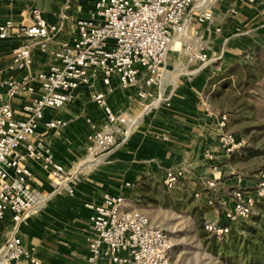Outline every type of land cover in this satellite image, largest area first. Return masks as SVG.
I'll list each match as a JSON object with an SVG mask.
<instances>
[{"label":"built area","instance_id":"2783aa9c","mask_svg":"<svg viewBox=\"0 0 264 264\" xmlns=\"http://www.w3.org/2000/svg\"><path fill=\"white\" fill-rule=\"evenodd\" d=\"M92 3L85 17L75 19L74 31L53 48V36L69 17L70 2L63 5L59 21H47L35 5L30 10L29 23L18 25L10 19L0 23V40L26 36L32 41L12 50L10 68L26 69L21 79L0 76V221L9 215L12 223L9 235L0 244V264L21 260L44 264L17 235L20 224L38 213L48 199L30 188L34 174L23 160L38 163L57 190L62 187L72 195L80 169L101 162L110 151L126 142L141 116L157 105V100L145 102L150 95L148 89L160 81L174 38H187L190 17L186 18V11H194L199 24L213 17L207 0H93ZM219 31L217 28L216 32ZM192 34L203 37L197 28ZM36 45L48 55L49 61L45 69L32 71L31 52ZM182 50L189 62L197 63L194 71L215 59L196 43L187 42ZM114 77L121 88H136L143 109L136 115L117 113L107 103L106 91L92 93V101L103 110L104 121L96 124L89 120L86 155L66 169L56 159L50 143L38 136L37 131L41 125L60 130L67 121L59 117L43 119L45 110L64 106L79 86H87L98 78L110 89ZM21 92L37 94L23 104L26 116L19 119L10 101ZM206 111L213 115L209 107ZM226 122L225 114L217 117V138L220 150L229 155L241 147L242 141L225 130ZM205 157H213L211 150L207 149ZM182 175V170H168L164 185L173 188ZM207 184L216 186L213 180ZM230 198L233 204L223 210L221 220L204 223L209 234L227 235L232 224L247 218L254 205L264 199V170L259 172L253 189H234ZM126 202V196L108 193L99 203H86L91 228L86 264H171V236L162 226L153 225L144 212L126 208Z\"/></svg>","mask_w":264,"mask_h":264},{"label":"crops","instance_id":"0c3cea01","mask_svg":"<svg viewBox=\"0 0 264 264\" xmlns=\"http://www.w3.org/2000/svg\"><path fill=\"white\" fill-rule=\"evenodd\" d=\"M92 1L0 0V23L6 19L18 25L29 23L30 10L35 5L42 10L47 21H59L63 5L70 2L72 6L67 10L69 17L53 36V48L74 31L75 19L87 15ZM207 4L213 16L209 22L199 24L194 19L195 12L186 11V18L190 17L188 34L186 39H178L179 48L187 42L196 43L215 58L212 64H221L224 61H241L246 57L245 53L255 46L264 47V0H207ZM195 28L203 34L202 38L192 34ZM217 28L219 32H216ZM29 43L32 41L26 36L0 40L2 79L19 80L26 73V69H11L10 65L14 58L12 50ZM31 55L32 71L48 66V55L42 53L37 45L33 47ZM167 59L160 81L148 89L150 95L145 101L157 100V105L141 116L139 125L132 130L126 142L110 151L101 162L90 163L80 169L72 195L65 188L57 190L38 163L23 160L34 174L30 188L48 199L38 213L30 215L20 224L17 235L44 264H86L88 238L91 235L88 221L90 211L86 203H99L104 194L126 196V208L129 209L131 202L141 201L149 193L146 188L152 185L162 191H171L191 177L193 181L205 185L206 190L216 191L206 186L205 178H211L216 185H223L220 172H216V165L223 155L218 145L217 118L206 111L210 107L211 63L194 71L198 68L197 63L189 62L187 58ZM174 70H178L177 73L173 74ZM110 86L109 89L102 85L101 79H95L87 86H79L64 106L45 110L43 119L59 117L67 121V125L60 130H49L41 125L37 131L38 136L50 143L56 159L66 169L86 155L87 136L91 131L89 120L96 124L104 121L103 110L92 101V93L106 91L107 103L117 113L136 115L143 109L136 88H121L115 77ZM36 94L21 92L10 101L16 118L26 116L23 104ZM207 149L213 153L212 158L205 157ZM174 169L182 170L183 175L173 188L168 189L164 185L166 172ZM217 188L220 192L223 190ZM220 192L216 200L231 207V198ZM200 195L205 198L203 194ZM11 229L12 223L7 215L0 221V244ZM15 264L30 263L21 260Z\"/></svg>","mask_w":264,"mask_h":264},{"label":"rangeland","instance_id":"374dc122","mask_svg":"<svg viewBox=\"0 0 264 264\" xmlns=\"http://www.w3.org/2000/svg\"><path fill=\"white\" fill-rule=\"evenodd\" d=\"M174 39V46L167 57L187 58L183 47L179 48V40ZM245 55L249 57H243L241 61L250 59V54ZM231 62L211 63L209 83L212 87L208 94L212 116L217 118L225 114V130L234 133L242 141L240 150L229 155L224 153L220 163L216 165V172H220L223 185L212 187L216 191L206 190L205 185L193 181L192 177L185 179L183 185L171 191H162L152 185L146 188L149 193L141 201L131 202L129 206V209L144 212L153 225L162 226L171 236V264H249L241 256L231 255L229 259L228 256L224 257L220 245H211L209 235L203 230L205 222L221 220L222 210L228 207L227 203L221 204L216 200L220 192L217 187L223 189L220 193L225 197H230V192L234 189H253L259 172L264 170V80H259L255 88H237L235 76H225L226 67ZM177 71L174 70L173 74ZM204 180L209 188L207 182L212 179ZM196 193L198 194L195 195ZM261 203L263 206L258 203L243 225L247 237H258L256 231L261 228L264 218V201Z\"/></svg>","mask_w":264,"mask_h":264},{"label":"trees","instance_id":"16d2710c","mask_svg":"<svg viewBox=\"0 0 264 264\" xmlns=\"http://www.w3.org/2000/svg\"><path fill=\"white\" fill-rule=\"evenodd\" d=\"M247 53L250 54L249 60L233 61L227 65L225 70L227 78L235 76L237 82L235 86L237 88H244V86L245 89L255 88L259 80H264V47L255 46L253 50ZM261 201H264V199L259 200L254 207L258 203L263 206ZM253 209L247 218L232 224L225 236L209 234L205 231L203 224L204 233L209 235L210 244L214 247L219 244L224 257L228 256L229 259L231 255L241 256L249 264H261V262H264V218L262 219L261 228L256 231L258 233L257 238L247 237L243 230V225L246 224L247 219L252 215Z\"/></svg>","mask_w":264,"mask_h":264},{"label":"bare ground","instance_id":"6f19581e","mask_svg":"<svg viewBox=\"0 0 264 264\" xmlns=\"http://www.w3.org/2000/svg\"><path fill=\"white\" fill-rule=\"evenodd\" d=\"M176 39H174L173 43H172V46H174V42H175Z\"/></svg>","mask_w":264,"mask_h":264}]
</instances>
